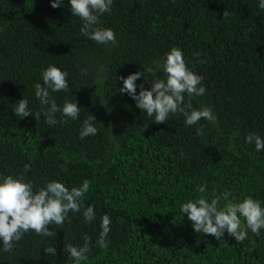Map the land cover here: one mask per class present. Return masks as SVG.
Returning <instances> with one entry per match:
<instances>
[{
	"label": "trees",
	"instance_id": "16d2710c",
	"mask_svg": "<svg viewBox=\"0 0 264 264\" xmlns=\"http://www.w3.org/2000/svg\"><path fill=\"white\" fill-rule=\"evenodd\" d=\"M259 0H114L101 25L117 35L104 47L80 35L82 22L65 5L50 0H0V173L24 174L34 186L60 180L76 186L91 181L85 206L97 221L85 225L80 214L57 229L54 238L26 234L0 264H72L63 250L83 245L92 250L83 264H264V230L238 243L225 234L217 241L197 234L179 212L182 202L206 184L230 199L252 196L264 204V151L245 136L264 137V8ZM172 47L183 50L188 66L204 77L203 97H185L194 108L211 107L215 122L185 127L181 114L162 124L149 121L135 102L121 94L119 77L148 73ZM199 54V55H197ZM203 61V62H201ZM69 73V92L52 93L81 107L79 118L49 126L34 95L43 68ZM88 75H81V69ZM140 89L137 88V93ZM28 99L33 115L20 119L13 107ZM89 115L98 132L85 140L79 129ZM203 134L196 135L198 127ZM112 220L109 246L95 241L99 217ZM55 248L56 254L47 253Z\"/></svg>",
	"mask_w": 264,
	"mask_h": 264
},
{
	"label": "clouds",
	"instance_id": "9594fccd",
	"mask_svg": "<svg viewBox=\"0 0 264 264\" xmlns=\"http://www.w3.org/2000/svg\"><path fill=\"white\" fill-rule=\"evenodd\" d=\"M114 0H67L72 17H78L82 22L80 35L86 40L104 47H115L117 35L112 28L101 25V17L111 13ZM65 0H50L53 9L63 7ZM260 8H264V0H259ZM199 55V54H197ZM203 62V61H201ZM154 67L146 71L155 77L156 72H162L163 78H154L149 88L144 84L137 85L143 80V73L134 72L127 77H119L123 86L121 94H127L135 107L151 121L165 123L170 116L181 114L185 127L198 125L201 120L215 122L216 116L211 107L194 108L185 97H203L207 91L203 84L204 77L193 71L186 63L184 52L178 47H172L164 54L160 62L152 61ZM81 75L87 76L88 70L82 68ZM69 73L55 65H49L40 72V81L34 84V95L43 108V115L49 126H55V118L60 113V123L75 121L79 118L81 107L77 102L65 100L62 106L57 105L52 93L69 92ZM140 91L137 93V88ZM13 115L20 119L34 116L29 108L28 99L22 98L13 107ZM41 113H35L39 119ZM95 117L89 115L79 129L81 141L89 136L97 135L94 126ZM203 134V127H198L196 135ZM245 143L254 145L259 153L264 151V137L256 133L245 136ZM31 171V163L24 165L23 173ZM5 175L0 173V252H12L16 242L26 234L54 238L56 232L51 225L60 229L69 215L80 214L85 225L97 221L96 209L85 206L84 197L89 193L91 181L83 179L76 186H66L56 179L47 180L39 187L27 179L26 175ZM196 195L182 202L179 208L183 218L191 222V227L197 234L210 235L217 241L225 234L234 237L238 243L248 238L249 232L260 235L264 230V204L252 196L236 199L229 192L211 193L206 184L196 187ZM111 217L105 213L99 217V234L95 244L103 250L109 246L108 235L111 232ZM83 245L67 244L63 250L67 253L72 264H83L88 260L92 250V240L87 234L83 236ZM47 253L56 254L55 248H47Z\"/></svg>",
	"mask_w": 264,
	"mask_h": 264
}]
</instances>
